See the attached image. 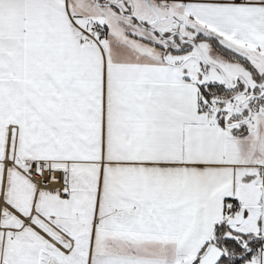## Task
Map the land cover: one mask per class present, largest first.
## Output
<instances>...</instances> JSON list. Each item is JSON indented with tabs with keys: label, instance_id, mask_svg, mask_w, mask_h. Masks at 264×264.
I'll list each match as a JSON object with an SVG mask.
<instances>
[{
	"label": "snow or ice",
	"instance_id": "snow-or-ice-1",
	"mask_svg": "<svg viewBox=\"0 0 264 264\" xmlns=\"http://www.w3.org/2000/svg\"><path fill=\"white\" fill-rule=\"evenodd\" d=\"M0 264H264V0H0Z\"/></svg>",
	"mask_w": 264,
	"mask_h": 264
}]
</instances>
